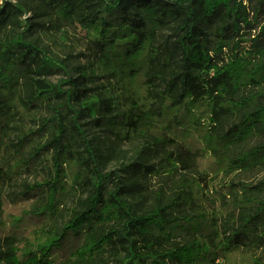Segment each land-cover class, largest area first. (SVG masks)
I'll use <instances>...</instances> for the list:
<instances>
[{
  "label": "trees",
  "instance_id": "obj_1",
  "mask_svg": "<svg viewBox=\"0 0 264 264\" xmlns=\"http://www.w3.org/2000/svg\"><path fill=\"white\" fill-rule=\"evenodd\" d=\"M263 172L264 0L1 1L0 264H264Z\"/></svg>",
  "mask_w": 264,
  "mask_h": 264
},
{
  "label": "rangeland",
  "instance_id": "obj_2",
  "mask_svg": "<svg viewBox=\"0 0 264 264\" xmlns=\"http://www.w3.org/2000/svg\"><path fill=\"white\" fill-rule=\"evenodd\" d=\"M58 77H60V76H58ZM53 79H54L55 81H58V80H59V78H57V77H56V78H53ZM129 150L132 151L130 148H129ZM130 160H131V159H130ZM116 165H117V163H114V164H113V167L116 166ZM263 175H264V172L261 173L260 176L262 177Z\"/></svg>",
  "mask_w": 264,
  "mask_h": 264
},
{
  "label": "built area",
  "instance_id": "obj_3",
  "mask_svg": "<svg viewBox=\"0 0 264 264\" xmlns=\"http://www.w3.org/2000/svg\"><path fill=\"white\" fill-rule=\"evenodd\" d=\"M2 0H0V3H1Z\"/></svg>",
  "mask_w": 264,
  "mask_h": 264
}]
</instances>
